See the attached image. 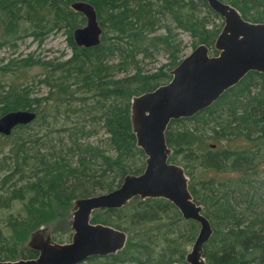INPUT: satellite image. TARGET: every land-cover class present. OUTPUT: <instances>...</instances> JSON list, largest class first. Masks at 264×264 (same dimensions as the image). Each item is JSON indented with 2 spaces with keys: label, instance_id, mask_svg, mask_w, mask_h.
I'll list each match as a JSON object with an SVG mask.
<instances>
[{
  "label": "trees",
  "instance_id": "16d2710c",
  "mask_svg": "<svg viewBox=\"0 0 264 264\" xmlns=\"http://www.w3.org/2000/svg\"><path fill=\"white\" fill-rule=\"evenodd\" d=\"M74 1L0 0V50L53 31H64L71 48L62 60L33 53L0 59V117L21 109L37 113L10 135L0 133V260L36 258L39 252L28 245L34 231L72 215L76 199L111 191L126 175L143 172L132 99L171 80L186 55L183 33L193 48L204 43L218 53L224 22L207 0H85L103 29L92 47L73 38L86 23ZM225 1L245 19L264 22V0ZM162 53L166 61H157ZM33 67L41 68L46 95H33ZM166 138L170 160L184 167L213 227L204 246L207 263L264 264V73L249 72L208 108L173 119ZM92 222L125 231L127 241L116 253L79 264L186 262L200 230L160 197L98 209ZM63 233H50L51 239L71 241L72 226Z\"/></svg>",
  "mask_w": 264,
  "mask_h": 264
},
{
  "label": "water",
  "instance_id": "95a60500",
  "mask_svg": "<svg viewBox=\"0 0 264 264\" xmlns=\"http://www.w3.org/2000/svg\"><path fill=\"white\" fill-rule=\"evenodd\" d=\"M209 6L223 18L212 54L202 43L171 71L172 78L154 90L132 99V125L146 155V165L140 174H128L111 191L75 200L70 242L59 243L39 236L28 245L39 252L36 258L0 260V264H79L92 256H106L121 250L127 233L103 223H93L94 211L120 208L134 197L166 198L173 202L185 219L200 224L199 233L186 255V262L174 264H208L204 246L213 234L203 207L196 203L189 189V176L184 167L170 160L172 153L166 131L173 119L191 117L211 106L228 89L239 83L249 72L264 73V22L245 19L240 11L223 0H207ZM72 8L84 15L86 24L73 32L80 46L92 47L101 42L103 29L95 6L85 0L72 3ZM37 113L30 109L10 111L0 117V133L10 135L20 124L33 122ZM44 227L34 231L35 235Z\"/></svg>",
  "mask_w": 264,
  "mask_h": 264
},
{
  "label": "rangeland",
  "instance_id": "374dc122",
  "mask_svg": "<svg viewBox=\"0 0 264 264\" xmlns=\"http://www.w3.org/2000/svg\"><path fill=\"white\" fill-rule=\"evenodd\" d=\"M183 38L184 42L188 45L185 50V53L188 54L193 49L192 39L187 33H183ZM29 53H33L36 57H39L43 60H62L71 55V48L68 45L67 36L64 31H53L44 36L43 40H36L33 36L18 40V47L16 49L5 47L0 50V59L9 58L11 56L24 57ZM157 61H166V57L163 53L158 56ZM157 61L155 63L150 62L148 68L152 69L153 65L156 64ZM40 71L41 68L38 67H33L31 70V75H33V79H31L34 89L33 95L35 97L46 95L48 91V88L45 85L39 84L38 82ZM71 217L72 215H69L65 218L56 219L50 222L48 225H46L48 227H44L42 231L30 237L28 242L32 243L34 238L39 236L47 238L50 233H52V237L53 235H59L60 238L66 237L67 233H63V231H68V229L71 228ZM68 241L70 242V239H67V242ZM191 247L192 245L189 247V250Z\"/></svg>",
  "mask_w": 264,
  "mask_h": 264
},
{
  "label": "flooded vegetation",
  "instance_id": "af4514ba",
  "mask_svg": "<svg viewBox=\"0 0 264 264\" xmlns=\"http://www.w3.org/2000/svg\"><path fill=\"white\" fill-rule=\"evenodd\" d=\"M223 1H225V0H223ZM227 3H229V2H227ZM186 56V55H185Z\"/></svg>",
  "mask_w": 264,
  "mask_h": 264
}]
</instances>
